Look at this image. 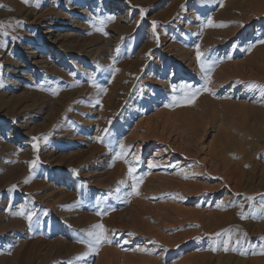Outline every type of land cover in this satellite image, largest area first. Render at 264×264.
Masks as SVG:
<instances>
[{
    "label": "rangeland",
    "instance_id": "rangeland-1",
    "mask_svg": "<svg viewBox=\"0 0 264 264\" xmlns=\"http://www.w3.org/2000/svg\"><path fill=\"white\" fill-rule=\"evenodd\" d=\"M0 5V22H24L0 35V264H37L40 249L55 243L88 249L87 230L95 223L106 225L111 243L88 249L71 264H264V91L247 89L249 82L264 85V0ZM223 8L227 18H220ZM141 9L147 10L143 18ZM109 16L117 17V26ZM209 17L229 26L204 27ZM100 20L106 21L103 32L96 31ZM197 45L212 71L221 64L243 76L216 70L220 77L211 75L207 84L211 92L176 104L174 95L183 99L205 86L192 55ZM183 84L191 88L181 89ZM121 142L129 154L116 159ZM133 153L140 156L135 175L143 176L138 196L129 195L125 163ZM149 162L157 166L149 168ZM21 207L36 213L31 226L14 215ZM128 210L137 212V223H130ZM226 229L233 231L229 251L222 243L227 235H214Z\"/></svg>",
    "mask_w": 264,
    "mask_h": 264
},
{
    "label": "snow or ice",
    "instance_id": "snow-or-ice-1",
    "mask_svg": "<svg viewBox=\"0 0 264 264\" xmlns=\"http://www.w3.org/2000/svg\"><path fill=\"white\" fill-rule=\"evenodd\" d=\"M22 2L26 5H29L32 0H22ZM36 6L39 7V0H36ZM0 7H4L3 5H0ZM183 7V6H182ZM11 10V9H9ZM147 10L145 9H141V18H143L145 12ZM115 17H112V16H109L107 18L108 21H114ZM100 25L101 27L97 28L96 30L97 31H100V32H103L104 29H103V25L105 24V21L104 20H100ZM23 24L24 22L21 21V20H15V22H9L7 25L4 23V22H0V35H3V36H9V32L6 30V29H15L17 27H23ZM156 26H157V21H152V28H153V33L155 34V31H156ZM204 27H227V24H225L224 22H220V23H215L211 17H209L206 21V23L204 24ZM106 34V33H105ZM18 37L15 36V35H12L11 36V39L13 41H15ZM260 43L264 44V40H261ZM119 50L117 49V52ZM203 56L204 54L200 51V48L199 46L197 45L196 47V58H197V61L200 63V67L201 69L204 70L205 72V86L203 88H196L194 91H190L189 93H186L185 97L183 99L181 98H178L177 96H173V101L176 103V104H181V103H188V104H191L196 96L198 94H200L201 91H208V92H211V89H209L207 87V84L211 83V71L213 70L214 68V65L212 64H206L204 59H203ZM231 57H229L230 59ZM2 67V66H0ZM3 83L0 82V87H3ZM173 90L175 91L177 86L176 85H173ZM248 87L250 89H256V88H259L261 89V91H264V85H260V84H257L255 82H249L248 84ZM181 89H190L191 86L188 85V84H183L180 86ZM53 94H57V91H54ZM214 94V93H213ZM190 96V98H189ZM97 103H99V101H97ZM166 106H170V105H166ZM105 133H107L108 129H104L103 130ZM33 141H38L40 138L38 137H33L32 138ZM46 139V138H45ZM96 140L99 141V142H103V138L98 136L96 137ZM34 151H36L37 153L39 152V144L38 143H33L32 145ZM119 147H120V151L116 154V159H122L124 157H126L128 154H129V149L124 145L123 142H121L119 144ZM39 161V156L37 155L36 158L30 162V168L32 166H35ZM140 161V156L137 155V154H132V159L131 160H127L125 159V163L128 165V170H127V176L132 180V191L129 193V195H140L139 191L137 190L140 186V183L143 181V176H140V177H137L135 175V172H136V168H135V164L138 163ZM157 165L152 163V162H149L148 164V167L149 168H153V167H156ZM185 178H187V176H185ZM26 183L28 182L27 180L25 181ZM119 184H124L125 181H119L118 182ZM15 185H12V189L14 190L15 189ZM117 192L120 191L119 188L116 189ZM246 199L248 201H251L254 199V197H246ZM218 207H222V203L217 205ZM233 206H236V205H233ZM240 208H243L244 205L241 203L239 205ZM106 211H97L96 212V215L97 216H103V215H106ZM14 215L16 216H20V217H24L28 223H29V226H31L32 224V221H33V218L34 216L36 215L35 212H32V211H27L25 210L24 207H21L18 211H16L14 213ZM240 216H241V219H244L246 218V214L241 212L240 213ZM261 218H264V217H261ZM237 231H239L237 229ZM108 232V229L105 227V225L103 223H95V224H92L89 226V229L87 230V236L90 238L88 240V246H89V249L92 250V251H96L99 247V245L103 242H108V243H111V240L109 239V237L106 235V233ZM222 234H225L227 235V239L224 240L222 243H223V248H224V251H229V242L232 240V237H233V231L232 229H226V230H223V233L222 232H217L215 233L214 235L216 237H220ZM129 235H133V233H129ZM242 236L246 237L247 234L246 233H243ZM260 239L264 240V237H261ZM81 243H83L84 241L81 240L80 241ZM235 243L237 245H240L243 243L242 239H236ZM139 251H147V249H138ZM212 251H216L217 249L215 247H213L211 249ZM232 251H236V247H232L231 248ZM262 254H264V251H262ZM80 257H77V259H79ZM69 264H71V262H69Z\"/></svg>",
    "mask_w": 264,
    "mask_h": 264
},
{
    "label": "bare ground",
    "instance_id": "bare-ground-1",
    "mask_svg": "<svg viewBox=\"0 0 264 264\" xmlns=\"http://www.w3.org/2000/svg\"><path fill=\"white\" fill-rule=\"evenodd\" d=\"M223 1V0H222ZM231 1V0H230ZM244 1V0H243ZM249 1V0H248ZM217 3V2H216ZM234 3V2H233ZM249 4V3H248ZM242 5V4H241ZM245 5V4H244ZM220 7V6H219ZM226 7V6H225ZM227 8V7H226ZM73 10V9H72ZM223 13H222V15L220 14V18H224L225 16H227L228 15V13H226V11L224 10V8H223ZM96 12V11H95ZM217 12V11H216ZM219 13H220V11H218ZM218 12H217V14H218ZM222 12V11H221ZM237 12V11H236ZM235 12V13H236ZM248 12H250V10L248 11ZM239 13V12H238ZM242 13V12H241ZM246 13V12H245ZM119 14V13H118ZM216 14V13H215ZM1 15H3L4 16V13L2 14V13H0V16ZM11 15V14H10ZM9 15V16H10ZM59 15V14H58ZM5 16H6V14H5ZM8 16V15H7ZM13 16V15H12ZM103 16V15H102ZM218 16V15H217ZM248 16V15H247ZM15 17V16H14ZM61 17V16H60ZM115 17V16H114ZM120 17H122V16H120ZM219 17V16H218ZM240 17V16H239ZM97 18H99V17H97ZM101 18V17H100ZM103 18V17H102ZM115 18H117V17H115ZM225 18H227V17H225ZM243 18V17H242ZM248 19V18H247ZM98 20V19H97ZM115 20H118V19H115ZM114 20V21H115ZM239 20H241V19H239ZM238 20V21H239ZM224 21V20H223ZM229 21V20H228ZM243 21V20H242ZM106 22V21H105ZM117 22V21H116ZM227 22V21H226ZM240 22V21H239ZM247 22V21H246ZM111 23H113V21L111 22ZM118 23V22H117ZM97 24V23H96ZM107 24V23H106ZM113 24H115V23H113ZM112 24V25H113ZM119 24V23H118ZM231 24V23H230ZM100 25V24H99ZM116 25V24H115ZM117 26V25H116ZM227 26H229V24L227 25ZM238 26V25H237ZM113 27V26H112ZM231 27V26H230ZM243 27V26H242ZM99 28V27H98ZM225 28V27H224ZM232 28V27H231ZM105 29V28H104ZM113 29V28H112ZM212 29V28H211ZM229 29V28H228ZM236 29V28H235ZM106 30V29H105ZM199 30V29H198ZM218 30V29H217ZM240 30V29H239ZM97 31V30H96ZM229 31V30H228ZM235 31V30H234ZM234 31H232V32H234ZM220 33H222V32H220ZM229 34V33H228ZM234 34V33H233ZM235 34H237L236 32H235ZM222 36V35H221ZM223 37H225V36H223ZM62 45V44H61ZM64 46V45H63ZM65 46H67V45H65ZM69 46V45H68ZM203 47L204 45H200V47ZM103 47V46H102ZM28 48V47H27ZM63 48V47H62ZM66 48V47H65ZM104 48H105V46L103 47V50H104ZM181 48H183V47H181ZM101 49V48H100ZM173 49V48H172ZM101 51H102V49H101ZM183 51H185V50H183ZM188 51V50H187ZM261 51V50H260ZM63 52V51H62ZM178 51H176V53H177ZM179 52H181V51H179ZM190 52V51H189ZM263 52V51H262ZM188 53V52H187ZM186 53V54H187ZM191 53V52H190ZM180 54V53H179ZM178 54V55H179ZM181 54H182V52H181ZM185 54V55H186ZM194 54H196V53H194ZM194 54H192L193 55V58H194V61H195V58H196V56H194ZM177 55V54H176ZM33 56V55H32ZM181 56V55H180ZM190 56V55H189ZM192 57V56H191ZM182 58V57H181ZM188 58V57H187ZM224 58V57H223ZM180 59V58H179ZM179 59H177V60H179ZM183 59V58H182ZM221 59V58H220ZM256 59V58H255ZM184 60V59H183ZM188 60V59H187ZM197 60V59H196ZM253 60V59H252ZM182 61V60H181ZM186 61V60H185ZM192 61V58H191V60H189V62L190 63H193V62H191ZM227 61V60H226ZM249 61L250 60H248V63H249ZM37 62V61H36ZM35 62V63H36ZM42 62V61H41ZM172 62V61H171ZM16 63H18V62H16ZM43 63V62H42ZM51 63V62H50ZM229 63V62H228ZM36 64H38V63H36ZM41 64V63H40ZM39 64V65H40ZM187 64V63H186ZM223 64V63H222ZM225 64V63H224ZM243 64H245V63H243ZM188 65V64H187ZM193 65V64H192ZM191 65V66H192ZM220 66H221V64H219ZM264 65V64H263ZM38 66V65H37ZM36 66V67H37ZM186 66V65H185ZM218 66V70H219V72L221 73L220 74V76L222 75V74H224L226 77H228V76H235L236 77V75L238 76V75H241V74H243V72H231V69H229V67H227V65L226 66ZM254 66V65H253ZM180 67V66H179ZM219 67H220V69H219ZM235 67V66H234ZM240 67V66H239ZM251 67H252V65H251ZM40 68V67H39ZM48 68V67H47ZM190 68V67H189ZM192 69L191 70H193V67H191ZM254 69H255V67H253ZM257 68V67H256ZM197 69H199V68H197ZM197 69H195V70H197ZM252 69V68H251ZM261 69V68H260ZM52 70H53V68H52ZM51 70V71H52ZM190 70V69H189ZM217 70V69H216ZM216 70H215V72H216ZM217 70V71H218ZM262 70V69H261ZM50 71V70H49ZM50 71V72H51ZM54 71H55V69H54ZM236 71V70H235ZM244 71V70H243ZM255 71H256V69H255ZM258 73H260L259 72V68H258ZM60 72V71H59ZM199 72H201V70H199ZM199 72H197V73H199ZM203 72H204V70H203ZM215 72L214 71H211V75H215V76H217V78L218 77H220L219 76V73L218 74H215ZM251 72V71H250ZM264 72V71H263ZM194 73H196V71L194 72ZM197 73H196V75H197ZM205 73V72H204ZM257 73V74H258ZM48 74H49V72H48ZM47 74V75H48ZM11 75V74H10ZM46 75V76H47ZM51 75H53V73L51 74ZM205 75V74H204ZM222 76V77H225V76ZM64 76V75H63ZM198 76V75H197ZM196 76V77H197ZM201 76H202V74H201ZM215 76H214V78H215ZM241 76H243V75H241ZM28 77V76H27ZM51 77V76H50ZM65 77V76H64ZM200 77V76H199ZM198 77V78H199ZM202 77H204V76H202ZM221 77V78H222ZM26 78V77H25ZM66 78H67V76H66ZM201 78V77H200ZM217 78H215V80L217 79ZM221 78H219L218 80H220ZM45 79V78H44ZM224 79H226V78H223L222 80L224 81ZM228 79V78H227ZM240 80H241V78H239ZM254 79V78H253ZM203 80H205V79H203ZM214 80V81H215ZM9 81V80H8ZM69 81V80H68ZM211 81H213V77H212V79H211ZM217 81V80H216ZM226 81V80H225ZM249 81V80H248ZM252 81V80H251ZM217 82H219V81H217ZM221 82V81H220ZM239 82V81H238ZM9 83V82H8ZM223 83V82H222ZM256 83V82H255ZM216 84V83H215ZM218 84V83H217ZM234 84V83H233ZM236 84V83H235ZM79 85V84H78ZM221 85V84H220ZM224 86V85H223ZM245 86V85H244ZM246 87V86H245ZM29 88V87H28ZM244 88V87H243ZM6 89V88H5ZM56 89H57V87H56ZM247 89H249V87L247 88ZM252 90V89H251ZM27 91V90H26ZM32 91H33V89H31V93H32ZM55 91H57V90H55ZM252 92V91H251ZM34 93V92H33ZM32 93V95H34V96H36L35 94H33ZM250 93V92H249ZM256 93V92H255ZM29 94V93H28ZM44 94V93H43ZM24 95V94H23ZM31 95V94H30ZM4 96V95H3ZM3 96H0V100H4L3 98ZM12 96V95H11ZM48 97V96H47ZM19 98H21V96L19 97ZM26 98V97H25ZM27 98H29V97H27ZM31 99H32V97H31ZM33 99H35V97H33ZM64 99V98H63ZM262 100V99H261ZM25 101H26V99H25ZM45 101V100H44ZM1 102V101H0ZM23 102V101H22ZM21 102V103H22ZM27 102V101H26ZM34 102H36L35 100H34ZM37 104V103H36ZM264 105V104H263ZM14 109V108H13ZM235 109V108H234ZM16 110V109H15ZM242 110V109H241ZM263 111V110H262ZM15 113V112H14ZM24 115H26V114H24ZM27 116V115H26ZM49 116V115H48ZM12 117V116H11ZM31 117V116H30ZM29 133V132H28ZM72 137V136H71ZM69 139V138H68ZM230 140V139H229ZM8 145V144H7ZM7 150V149H6ZM77 159V158H76ZM2 162V161H1ZM1 166V165H0ZM2 167V166H1ZM114 170V169H113ZM8 180V179H7ZM236 186H238V185H236ZM235 188V187H234ZM132 191V190H131ZM64 198V197H63ZM69 198V197H68ZM114 199V198H113ZM67 200V199H66ZM2 202H4V201H2ZM134 202V201H133ZM138 202V201H137ZM137 202L135 203V204H137ZM6 204V203H5ZM133 204V203H132ZM139 205V204H138ZM137 206V205H136ZM142 205H140V207H141ZM138 207V206H137ZM1 208H3V207H1ZM130 208V207H129ZM139 208V207H138ZM144 208V207H143ZM148 208V207H147ZM135 209H136V207H135ZM142 209V208H141ZM150 209V208H149ZM146 211H148V210H146ZM128 212H129V210H128ZM120 213V212H119ZM122 213V212H121ZM130 213V215H133L134 217L131 219V221H130V223H137V219L136 218H138L137 216H135V214L137 213V212H134V211H130L129 212ZM128 213V214H129ZM139 213H140V211H139ZM150 213V212H149ZM151 213H152V211H151ZM150 213V214H151ZM127 214V213H126ZM141 214H143V213H141ZM145 214H146V212H145ZM148 214V213H147ZM125 215V214H124ZM152 216H153V214H151ZM0 216H1V214H0ZM141 216V215H140ZM114 217V216H113ZM142 217V216H141ZM162 217V216H161ZM120 218V217H119ZM144 218V217H143ZM110 219V218H109ZM114 219V218H113ZM139 219V218H138ZM157 219V218H156ZM162 219V218H161ZM115 220V219H114ZM144 220H145V218H144ZM143 220V221H144ZM159 220V219H158ZM3 221V220H2ZM6 221V220H5ZM74 221V220H73ZM113 221V220H112ZM122 221V220H121ZM139 221V220H138ZM141 221V220H140ZM160 221H162V220H160ZM16 222V221H15ZM106 222V221H105ZM146 222H148V221H146ZM7 223V222H6ZM5 223V224H6ZM10 223V222H9ZM14 223V222H13ZM24 223H26V222H24ZM122 223V222H121ZM144 223V222H143ZM15 224V223H14ZM81 224V223H80ZM140 224V223H139ZM2 225V224H1ZM9 225V224H8ZM125 225V224H124ZM137 225V224H136ZM78 226V225H77ZM106 226V225H105ZM121 226V225H120ZM155 226V225H154ZM82 227V226H81ZM134 227V226H133ZM156 227V226H155ZM154 227V228H155ZM125 228H126V226H125ZM136 228H139V227H136ZM5 229V228H4ZM120 229V228H119ZM152 229V228H151ZM138 230V229H137ZM148 230V229H147ZM146 230V231H147ZM4 231V230H3ZM11 231V230H10ZM15 231V230H14ZM154 231V230H153ZM135 232V231H134ZM149 232V231H148ZM4 233V232H3ZM2 233V234H3ZM7 233V232H6ZM28 234V233H27ZM148 234V233H147ZM152 234V233H151ZM11 236V235H10ZM32 236V235H31ZM82 236H83V234H82ZM85 237V236H84ZM152 237H154V234H153V236ZM13 238V237H12ZM29 238V237H28ZM86 238H87V236H86ZM156 239V238H155ZM165 240V239H164ZM156 241V240H155ZM25 242V241H24ZM27 242H28V240H27ZM26 242V243H27ZM159 242V241H158ZM169 242V241H168ZM171 242V241H170ZM8 243V242H7ZM17 243H18V241H17ZM20 243V242H19ZM44 243V242H43ZM63 243V242H62ZM166 243V242H165ZM175 243H176V241H175ZM21 244V243H20ZM56 244V243H55ZM55 244L54 245H52V246H49V247H46V248H44L43 247V249L41 250L40 249V251H42V255L40 256L41 257V259H40V261H39V263L37 262V264H47L51 259H54V258H62V259H64V258H66L67 259V261L69 262V261H72V262H75L76 260V258H77V254H78V256H79V254H80V256L82 255V254H84V252H86L88 249H89V247H87L88 249H86L85 248V246H84V249L83 250H81V251H77V252H75L74 250L76 249H72L71 247H69V246H67V245H64V244H56V246H55ZM160 244V243H159ZM172 244H174V243H172ZM5 245H6V243H5ZM16 245V244H15ZM170 245V244H169ZM7 246V245H6ZM71 246V245H70ZM175 246H176V244H175ZM40 247V246H39ZM174 247V246H173ZM15 248V247H14ZM169 248V247H168ZM172 248V247H171ZM78 249V248H77ZM2 250V249H1ZM92 252V251H91ZM106 252V251H105ZM87 254H88V252H87ZM96 254V253H95ZM91 255H93V254H91ZM79 256V257H80ZM106 257V256H105ZM36 259V258H35ZM108 259V258H107ZM61 261V260H60ZM98 261V260H97ZM86 262V261H85ZM101 262V261H100ZM112 262V261H111ZM109 263V262H108ZM115 263V262H114ZM132 263V262H131ZM50 264V263H49Z\"/></svg>",
    "mask_w": 264,
    "mask_h": 264
}]
</instances>
